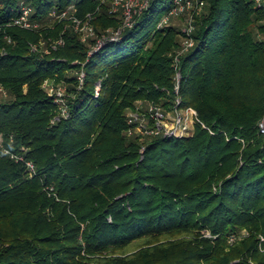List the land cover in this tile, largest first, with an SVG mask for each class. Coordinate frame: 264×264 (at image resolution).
<instances>
[{"label": "trees", "instance_id": "trees-1", "mask_svg": "<svg viewBox=\"0 0 264 264\" xmlns=\"http://www.w3.org/2000/svg\"><path fill=\"white\" fill-rule=\"evenodd\" d=\"M159 1L89 56L51 13L73 5L101 36L122 25L102 0H0V134L25 159H0V264H264V7L203 0L194 16L178 108L213 133L130 135L137 102L176 106L183 32L159 27ZM22 4L38 30L11 21ZM46 80L67 84L69 118L52 123Z\"/></svg>", "mask_w": 264, "mask_h": 264}, {"label": "built area", "instance_id": "built-area-1", "mask_svg": "<svg viewBox=\"0 0 264 264\" xmlns=\"http://www.w3.org/2000/svg\"><path fill=\"white\" fill-rule=\"evenodd\" d=\"M154 0H102V3L108 4L109 14L118 15L122 19V25L117 30H108L107 33L102 34L99 37V41L95 43V47L91 49L89 56L98 52L103 48L108 42L119 41L123 35L125 29L132 28L137 20L143 15V13L150 7ZM259 6L264 7V0H256ZM165 5L167 6V14L160 22L159 27H164L169 25V21L173 17L183 16L189 14L188 26L184 29L183 39L180 49L174 55V66L177 71L176 74V106L172 110V121H170V127L164 126L168 122V115L165 108L157 103L148 102L149 108L146 112L143 111V103L145 101H139L138 105L134 109H130L127 112V122L130 126V135H140V136H159L163 135L165 137H183L189 136L193 133L196 124H200L202 128L213 133L212 129L204 124L198 117V113L194 108L188 107L180 109L178 105L181 103V98L178 96L179 93V82L181 79V74L179 71L180 63L182 57H184L195 45L193 38V33L195 31L194 16L199 15L205 6L203 0H165ZM98 8L97 10H99ZM122 9L121 14L118 10ZM32 10L29 6L22 4L18 10V16L13 18L11 21L14 25L27 29V30H38L40 25L31 18ZM53 19L68 20L71 23V27L78 29L77 32H87L88 34H96L95 28L93 26V15L88 14L85 20L79 19L75 16L74 6L71 5L67 10L57 13L53 11L51 13ZM77 27V28H76ZM75 31V30H74ZM81 41L84 43L86 40L84 34L82 35ZM84 40V41H83ZM44 46L45 44L42 43ZM64 40L59 39L54 42L52 47L55 49L57 46H63ZM34 51L37 50L36 47L33 48ZM46 52L48 50L46 49ZM85 79L84 71L78 74L79 88L83 86ZM43 88L46 90L49 96L54 99L55 104L58 106V116L54 118L52 123H56L62 119H67L70 116L68 99L71 96L68 86L66 83H57L54 80H46L43 84ZM100 83L97 84L96 97L100 93ZM9 91L4 85L0 84V101L9 98ZM191 125L193 127L191 128ZM260 131L264 135V119L260 123ZM13 139L11 138V143ZM3 157H9L15 161H24V157L14 152L11 148L7 147L5 144V139L2 134H0V159ZM31 174L36 173V167L33 162H26Z\"/></svg>", "mask_w": 264, "mask_h": 264}, {"label": "rangeland", "instance_id": "rangeland-1", "mask_svg": "<svg viewBox=\"0 0 264 264\" xmlns=\"http://www.w3.org/2000/svg\"><path fill=\"white\" fill-rule=\"evenodd\" d=\"M158 8L159 9H164L165 7V0H160L159 3H158ZM123 12L122 9H119L118 10V13L121 14ZM188 19H189V14L188 15H183V16H177V17H173L170 21H169V24L177 27L178 29H180L181 31H183L184 29L187 28L188 26ZM77 28V27H76ZM75 33L78 34V36L80 37V40L82 37V35L84 34L86 40L84 41V43L88 44L91 46V48H94L95 47V43L99 41V35L97 34H94V35H91V34H88L87 32H77L78 29H75ZM96 31V30H95ZM258 38L260 40H264V33H261ZM91 41H94V42H91ZM72 75H75V72H70L69 73V76H72ZM136 105H138V102L136 103ZM143 111L146 112V110L149 108V103L148 102H144L143 105ZM165 108V107H164ZM165 110L167 111V115H168V122L167 124H165L164 126H166L167 128L170 127V121H172L171 117H172V110H168L167 108H165ZM193 127V125H191V128Z\"/></svg>", "mask_w": 264, "mask_h": 264}]
</instances>
